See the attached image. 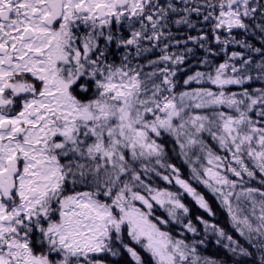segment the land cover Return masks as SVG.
I'll return each mask as SVG.
<instances>
[{
    "label": "snow or ice",
    "instance_id": "6c2138e0",
    "mask_svg": "<svg viewBox=\"0 0 264 264\" xmlns=\"http://www.w3.org/2000/svg\"><path fill=\"white\" fill-rule=\"evenodd\" d=\"M0 264H264V0H0Z\"/></svg>",
    "mask_w": 264,
    "mask_h": 264
},
{
    "label": "trees",
    "instance_id": "16d2710c",
    "mask_svg": "<svg viewBox=\"0 0 264 264\" xmlns=\"http://www.w3.org/2000/svg\"><path fill=\"white\" fill-rule=\"evenodd\" d=\"M214 206H215V205H214ZM218 219H220L221 222L223 223V219H224V217H223L222 214H219V215H218ZM217 253H218V250H217L215 247H211V248L209 249V254H217Z\"/></svg>",
    "mask_w": 264,
    "mask_h": 264
}]
</instances>
